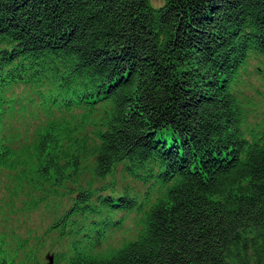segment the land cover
<instances>
[{"label":"trees","instance_id":"trees-1","mask_svg":"<svg viewBox=\"0 0 264 264\" xmlns=\"http://www.w3.org/2000/svg\"><path fill=\"white\" fill-rule=\"evenodd\" d=\"M261 57L264 0H0V210L53 212L0 264H264Z\"/></svg>","mask_w":264,"mask_h":264},{"label":"rangeland","instance_id":"rangeland-1","mask_svg":"<svg viewBox=\"0 0 264 264\" xmlns=\"http://www.w3.org/2000/svg\"><path fill=\"white\" fill-rule=\"evenodd\" d=\"M165 0H151V3L155 7H159L164 3ZM249 71L252 76L247 82V87H245V92L249 99L254 100L255 106L251 107V118L252 124L264 123V57L254 58L249 66ZM18 92V102L24 103V95H28L29 88L19 87L16 89ZM24 107V108H23ZM49 115L42 107H36L33 104L28 105L23 104L10 115L8 119V127L12 129H38L40 126V121L45 119ZM1 187V186H0ZM6 192V198H9L10 193ZM19 206L22 204L18 201ZM0 210V226L7 228L8 230L13 228L14 231L19 235L28 236L31 235V243L38 244L39 238L41 237L44 229L52 221L53 212L50 208H40L36 211H28L19 208L17 205L14 207L9 205L7 207H1ZM13 209H18L17 213ZM127 227H130V232L128 237H133L136 233L137 226L133 223V220L127 221ZM54 236H57L53 234ZM121 233H118L119 237ZM45 246L43 258L44 264L48 263L46 254L48 252L54 254V264H56V253L59 247H61V241L52 246L54 243V238H44ZM115 241V239H114ZM11 244V241H10ZM13 245V242H12ZM25 255H22L24 257Z\"/></svg>","mask_w":264,"mask_h":264},{"label":"water","instance_id":"water-1","mask_svg":"<svg viewBox=\"0 0 264 264\" xmlns=\"http://www.w3.org/2000/svg\"><path fill=\"white\" fill-rule=\"evenodd\" d=\"M46 258L48 260V264H54V254L53 253L48 252L46 254Z\"/></svg>","mask_w":264,"mask_h":264},{"label":"bare ground","instance_id":"bare-ground-1","mask_svg":"<svg viewBox=\"0 0 264 264\" xmlns=\"http://www.w3.org/2000/svg\"><path fill=\"white\" fill-rule=\"evenodd\" d=\"M165 2V1H164ZM37 97L40 98V94L38 93L37 94ZM24 108V107H23ZM41 122V121H40ZM10 129H12V127H10Z\"/></svg>","mask_w":264,"mask_h":264}]
</instances>
